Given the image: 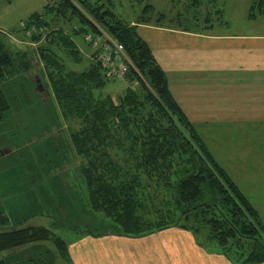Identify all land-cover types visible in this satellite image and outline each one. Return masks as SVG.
Masks as SVG:
<instances>
[{
    "label": "trees",
    "instance_id": "obj_1",
    "mask_svg": "<svg viewBox=\"0 0 264 264\" xmlns=\"http://www.w3.org/2000/svg\"><path fill=\"white\" fill-rule=\"evenodd\" d=\"M115 1L55 0L30 14L25 26L34 29L30 42L38 44L33 48L36 53L32 51L46 76L44 90L72 124V147L82 157L80 179L75 182L83 185L86 210L104 215L120 235L143 237L178 227L213 241L236 264L264 262V223L259 211L214 156L138 31L139 23L153 19L154 6L146 2L136 17L126 19L115 11ZM190 4L201 2L190 0ZM217 12L216 19L201 29L228 23L221 20L222 9ZM45 13L51 15L50 22L41 18ZM155 18L160 20L164 14ZM246 19L264 20V0H250ZM60 22L63 25H50ZM87 34L93 40L86 42ZM106 34L123 45L136 68L126 75L135 85L127 83L117 96L102 94L109 76L96 57L98 49H92L94 41L101 45L107 40ZM77 38L86 42L89 56ZM31 55L0 43V82L19 69L33 74ZM20 58L23 61L16 63ZM8 107L0 83V121ZM9 221L0 211V227ZM110 232L87 228L74 235L79 240ZM41 242L52 247L51 253L45 249L44 264L58 259L71 264L70 241L42 225L1 230L0 253L6 256H1L0 264L11 263L7 253H18L19 248L37 254L45 247Z\"/></svg>",
    "mask_w": 264,
    "mask_h": 264
},
{
    "label": "rangeland",
    "instance_id": "obj_2",
    "mask_svg": "<svg viewBox=\"0 0 264 264\" xmlns=\"http://www.w3.org/2000/svg\"><path fill=\"white\" fill-rule=\"evenodd\" d=\"M54 2L55 0H0V43L8 44L12 49H20V52H32L31 62L35 64L31 68L33 74L19 69L18 73L11 77L8 75V79L0 82L5 86L9 99V107L0 121V211H4L10 218L9 224L0 227V231L42 225L53 229L71 243L77 241L74 235L76 232L87 228L111 231L104 236L91 237L93 239L115 234V225L101 213L92 214L86 210L83 185H76V179H80L82 157L72 147V124L63 117L53 97H48L44 90L46 76L33 53H36L33 48L38 44L30 42L34 29H25L30 14L41 12L44 7L47 8V4ZM146 2L154 6L151 22L155 24L175 27L182 23L191 28H199L216 19L219 14L217 10L222 9L221 20L228 23L211 26L209 30L215 28V32L237 33L243 29L249 31L250 26H254L255 29L259 27L264 31V20L254 21L253 25L244 21L250 0H200V5H191L190 0H116L114 9L122 17L133 19ZM159 13H163L164 18L156 21L155 17ZM206 15L209 16L207 22L204 20ZM43 16L44 20L50 22L51 15L42 14V19ZM50 25L58 27L63 24L60 22ZM140 34L142 35L141 31ZM163 34L168 35L166 32ZM154 39L160 44V40H163ZM179 40L185 44V40L177 38ZM76 41L86 56H89L90 50L87 49L86 42L79 38ZM177 60L173 59L172 71L176 75L186 74V61L177 63ZM21 61L23 58L16 63ZM127 85L125 80L108 77L102 94L117 96ZM204 85L175 87L179 92L174 93L180 97L182 106L214 156L259 211L264 223V86L259 84L251 89L247 88V93L243 89L247 84L238 85L219 93ZM184 90L188 93H184ZM215 117L222 121L213 123ZM182 231L190 233L196 246L187 247L192 252L195 264L199 261L204 264H236L232 258L218 250L213 241L202 235H195L178 227L154 233L161 232L170 237ZM41 243H45V247L35 255L36 252L28 247L17 249L18 253L8 252L7 255L11 258V263L8 264H37L39 260L44 264L43 259L47 254L45 249L52 247L48 242ZM177 243L186 248L183 242ZM51 251L52 249L50 253ZM1 256H6V253H0V258ZM179 261L182 262L181 259ZM53 263L70 264L61 259ZM133 264L141 262L137 259Z\"/></svg>",
    "mask_w": 264,
    "mask_h": 264
},
{
    "label": "crops",
    "instance_id": "obj_3",
    "mask_svg": "<svg viewBox=\"0 0 264 264\" xmlns=\"http://www.w3.org/2000/svg\"><path fill=\"white\" fill-rule=\"evenodd\" d=\"M244 21L248 25L254 22L246 19V13ZM201 28L182 29L151 21L138 24L139 33L142 32L141 36L147 40L159 64L166 71L170 90L180 104V97L174 93L179 90L176 91L175 87L205 84L220 93L247 84L243 89L249 93L247 88L259 84L264 86V31L254 26H250L249 31L243 29L237 33ZM154 38L163 40H160V44ZM177 38L185 40V44L182 40L177 41ZM176 58L177 63L186 61V74L176 75L172 71V62ZM215 121L222 119L215 117L213 123ZM178 241L183 242L186 248H182ZM187 247L196 246L190 233L183 231L170 237L161 232L143 237L115 233L97 239L86 236L71 242L69 255L73 264H133L137 259L141 264H195L192 252ZM196 264L204 263L199 261Z\"/></svg>",
    "mask_w": 264,
    "mask_h": 264
},
{
    "label": "built area",
    "instance_id": "obj_4",
    "mask_svg": "<svg viewBox=\"0 0 264 264\" xmlns=\"http://www.w3.org/2000/svg\"><path fill=\"white\" fill-rule=\"evenodd\" d=\"M91 39L92 37L89 34L84 35L86 42L91 41ZM106 39L101 45H98L99 40L94 41L92 44V49H98L96 57L103 64L105 72L115 80H125L128 84L135 85V82L126 79L128 71L130 69L136 70V68L125 53L123 45L107 34Z\"/></svg>",
    "mask_w": 264,
    "mask_h": 264
}]
</instances>
